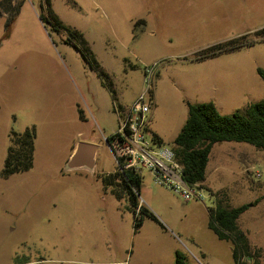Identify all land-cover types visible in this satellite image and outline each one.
Instances as JSON below:
<instances>
[{
	"label": "rangeland",
	"instance_id": "obj_1",
	"mask_svg": "<svg viewBox=\"0 0 264 264\" xmlns=\"http://www.w3.org/2000/svg\"><path fill=\"white\" fill-rule=\"evenodd\" d=\"M20 1L10 26L9 17L0 16V264H176L178 250L189 264H233L232 243L208 226L213 193L221 190L232 206L250 205L240 226L262 249L264 264V149L216 143L209 163L213 189L189 204L145 169L140 201L161 206L150 208L165 227L146 218L136 230L134 214L124 206L127 196L122 206L118 187L103 181L118 169L107 142L120 126L112 93L67 31L43 22L44 0ZM53 4L114 75L123 102L140 94L146 67H154L147 134H160L165 145L183 127L189 102L214 101L221 113L232 114L264 97L263 38L197 59L204 48L230 38H256L264 28V0ZM28 126L37 130L34 166L5 178L10 132ZM79 142L98 146L95 170L68 165Z\"/></svg>",
	"mask_w": 264,
	"mask_h": 264
},
{
	"label": "trees",
	"instance_id": "obj_2",
	"mask_svg": "<svg viewBox=\"0 0 264 264\" xmlns=\"http://www.w3.org/2000/svg\"><path fill=\"white\" fill-rule=\"evenodd\" d=\"M53 5V0L43 1L42 8L46 7L48 14L42 13L41 19L53 30L63 29L67 31L70 36L69 39L78 44L85 59L98 71L104 85L112 93L118 114L120 116L125 115L129 106L121 102L120 91L114 75L97 60L91 44L84 34L65 24L59 14L55 12ZM20 6V0H0V16L7 15L9 17V26L13 23ZM255 34L256 38L243 34L208 46L200 51L197 59L215 56L225 50L240 47L245 43L249 44L260 38L264 39V28L257 30ZM259 73L264 79V68L260 67ZM80 116L84 118L82 110H80ZM9 136L10 146L2 170V176L5 178L33 168L37 130L35 126H28L23 131L12 130ZM114 138H116L115 133L108 136L107 140L111 143ZM153 139L164 144V141L157 134L154 135ZM220 142H245L258 149H264V97L232 114L221 113L214 101L188 103V117L178 135L171 142L176 159L182 165L183 176L186 181L191 184L199 183L202 187L212 190L205 184L207 168L213 147ZM121 166H123V161L119 159L118 169L104 175L103 181L105 184L118 187L114 189V192L119 199L127 196L135 217V229L138 230L146 217H156L140 203L139 195L143 176L131 168L122 170ZM213 194L216 201L215 206L209 209V227L220 239L232 243L233 264H260L262 249L251 245L248 234L240 226V218L250 205L244 203L232 206L223 190ZM176 264H189L187 255L182 250L177 251Z\"/></svg>",
	"mask_w": 264,
	"mask_h": 264
},
{
	"label": "built area",
	"instance_id": "obj_3",
	"mask_svg": "<svg viewBox=\"0 0 264 264\" xmlns=\"http://www.w3.org/2000/svg\"><path fill=\"white\" fill-rule=\"evenodd\" d=\"M154 67H146L144 88L130 104L125 115L120 116V126L116 138L110 146L119 165L131 168L143 176L144 170L151 172L154 182L168 188L185 201L204 200L206 189L199 183L191 184L183 176L182 165L177 161L171 146L158 143L148 137L150 112L154 103ZM261 176L259 171L256 172Z\"/></svg>",
	"mask_w": 264,
	"mask_h": 264
},
{
	"label": "water",
	"instance_id": "obj_4",
	"mask_svg": "<svg viewBox=\"0 0 264 264\" xmlns=\"http://www.w3.org/2000/svg\"><path fill=\"white\" fill-rule=\"evenodd\" d=\"M107 142L110 144L109 140H107ZM97 151L98 146L96 144L79 142L71 158L69 159L68 165L71 168L83 166L93 168L96 164Z\"/></svg>",
	"mask_w": 264,
	"mask_h": 264
},
{
	"label": "crops",
	"instance_id": "obj_5",
	"mask_svg": "<svg viewBox=\"0 0 264 264\" xmlns=\"http://www.w3.org/2000/svg\"><path fill=\"white\" fill-rule=\"evenodd\" d=\"M143 21H145L144 19H143ZM146 25V24H145ZM116 81V80H115ZM118 87V86H117ZM119 89V88H118ZM138 96V95H137ZM136 96V97H137ZM135 97V98H136ZM121 102L122 103H124V104H127L128 106H130V104L133 102H131V103H126V102H123L122 101V99H121ZM116 131H114L113 133H111V135L112 134H114ZM163 141H165V139L160 135V134H158V133H156ZM154 135H155V133H154ZM175 139V138H174ZM215 146V145H214ZM214 148V147H213ZM99 149V148H98ZM35 152H36V150H35ZM71 154H73V152L71 153ZM97 154H98V151H97ZM97 154H96V158H97ZM211 155H213V150H212V154ZM211 159H212V157H210V161H211ZM210 161H209V163H210ZM97 163V162H96ZM87 168H89V167H86V166H83V167H78V168H74L76 171H85ZM95 168H96V165H95V167H93V168H91V169H94L95 170ZM111 173V172H110ZM109 173V174H110ZM210 182H212L211 180H209V165H208V168H207V179H206V182H205V184L209 187V188H211V189H213L212 188V186L210 185L211 183ZM142 187V186H141ZM221 189V188H220ZM141 191V190H140ZM214 195V194H213ZM123 199H125V197H123L122 199H118V201L121 203V205L123 206V204H124V202H123ZM126 201H127V204H125L124 206H125V208H127V210H129L130 212H132L133 213V211H132V209H131V205H130V201H129V199L126 197ZM215 201H216V198H215ZM140 203L142 204V205H144V207L148 210V212H151V213H153L154 215H155V217L156 218H153V217H146V218H150V219H152V220H154V221H156L157 223H159L161 226H163V227H165L164 225H163V223L160 221V219L158 218V216L156 215V213L150 208V206H152V204H154L152 207H154V206H157V207H154L155 208V210H157V208H159V207H161V206H159V204H156V203H153V201H151V200H146V201H144V202H142V201H140ZM149 203V204H148ZM187 203L189 204V203H191V201H187ZM148 204V205H147ZM165 208V207H164ZM164 208H162V211L164 212ZM188 210H186V212H187ZM185 212V213H186ZM134 214V213H133ZM209 215H210V211H209ZM166 216H167V218H169L170 220H172V221H174L170 216H168L167 214H166ZM146 218H145V220H144V223H145V221H146ZM210 220V219H209ZM144 223H143V225H144ZM175 223V222H174ZM142 225V226H143ZM141 226V227H142ZM208 226H209V222H208ZM210 228V227H209ZM211 229V228H210ZM212 230V229H211ZM213 231V230H212ZM214 232V231H213ZM215 233V232H214ZM216 234V233H215ZM217 235V234H216ZM217 237H218V235H217ZM219 238V237H218ZM220 239V238H219ZM220 240H223V239H220ZM224 241H226V240H224ZM229 242V241H228ZM232 254H233V245H232Z\"/></svg>",
	"mask_w": 264,
	"mask_h": 264
}]
</instances>
